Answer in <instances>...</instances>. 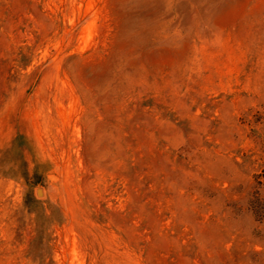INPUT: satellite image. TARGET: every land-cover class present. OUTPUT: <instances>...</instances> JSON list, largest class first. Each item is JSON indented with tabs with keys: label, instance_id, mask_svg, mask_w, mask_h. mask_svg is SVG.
<instances>
[{
	"label": "rangeland",
	"instance_id": "1",
	"mask_svg": "<svg viewBox=\"0 0 264 264\" xmlns=\"http://www.w3.org/2000/svg\"><path fill=\"white\" fill-rule=\"evenodd\" d=\"M0 264H264V0H0Z\"/></svg>",
	"mask_w": 264,
	"mask_h": 264
}]
</instances>
